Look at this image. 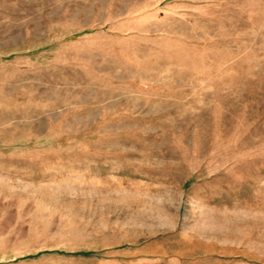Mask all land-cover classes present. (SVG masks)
I'll use <instances>...</instances> for the list:
<instances>
[{"label":"rangeland","instance_id":"obj_1","mask_svg":"<svg viewBox=\"0 0 264 264\" xmlns=\"http://www.w3.org/2000/svg\"><path fill=\"white\" fill-rule=\"evenodd\" d=\"M0 264H264V0H0Z\"/></svg>","mask_w":264,"mask_h":264}]
</instances>
